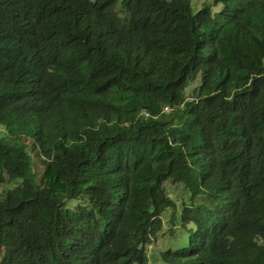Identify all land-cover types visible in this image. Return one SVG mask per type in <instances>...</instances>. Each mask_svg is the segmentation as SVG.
I'll return each instance as SVG.
<instances>
[{
	"label": "trees",
	"instance_id": "1",
	"mask_svg": "<svg viewBox=\"0 0 264 264\" xmlns=\"http://www.w3.org/2000/svg\"><path fill=\"white\" fill-rule=\"evenodd\" d=\"M0 187V264H264V0H0Z\"/></svg>",
	"mask_w": 264,
	"mask_h": 264
},
{
	"label": "rangeland",
	"instance_id": "2",
	"mask_svg": "<svg viewBox=\"0 0 264 264\" xmlns=\"http://www.w3.org/2000/svg\"><path fill=\"white\" fill-rule=\"evenodd\" d=\"M191 1V6L193 8V10L195 12H197L204 4H210L212 3L213 0H190ZM215 10H217V8H215ZM121 12V11H119ZM193 92V87H190L186 93L187 96H191ZM6 191L7 187H0V191ZM167 190L169 192V194L175 198L179 200V197L181 195V189L180 186L178 185H172V184H168L167 185ZM171 240H170V236H168V234L166 235H159L158 240L152 244L149 247V251H150V256L153 259V256H157V254L159 253V251H161L162 249H166L169 245H171ZM151 264H158L157 261H152Z\"/></svg>",
	"mask_w": 264,
	"mask_h": 264
}]
</instances>
